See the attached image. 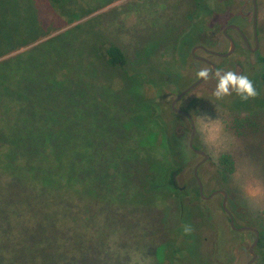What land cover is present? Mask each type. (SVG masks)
Instances as JSON below:
<instances>
[{
	"label": "rangeland",
	"instance_id": "obj_1",
	"mask_svg": "<svg viewBox=\"0 0 264 264\" xmlns=\"http://www.w3.org/2000/svg\"><path fill=\"white\" fill-rule=\"evenodd\" d=\"M208 1L215 4V0H64L53 8L48 0H33L37 14L19 9L13 31L21 36L20 42H33L4 58L24 53L21 58L31 63L19 66L27 90L21 98L24 119L28 117L33 130L36 121L32 118L40 114L65 133L67 144L99 147L105 158L117 161V168L111 177L85 174L84 188L67 190L61 196L67 208L51 212L48 223L41 219L43 211L34 209L21 211L28 220L18 217L16 222L1 225L0 264H246L251 260L249 247L255 235L230 229L220 195L202 200L199 211L187 207L191 198L184 193L196 184L192 170L201 157L191 151L184 156L186 165L176 178L179 190L170 194L138 190L139 173L133 174L130 168L161 166L160 160L152 159L156 154L164 158L160 149L163 135L149 120L152 111L161 123L173 124L176 138L188 147L189 121L173 112L172 117L166 110L183 89L199 79V68H209L191 57V49L203 42L210 50L226 52L228 42L221 33L226 23L238 25L251 42V0H217L222 3L219 13L204 16V9L196 4ZM258 2V54L246 50L230 31L236 41L234 54L225 60L210 57L221 72L249 76L259 93L250 100L252 106L264 97L257 79V58L264 56V1ZM200 26L206 28L195 32L194 27ZM106 41L121 46L132 64L174 73L170 79L154 78L170 83L158 88L145 74L126 77L101 64L92 49ZM195 55L207 58L203 52ZM58 68L64 75H57L58 80L81 90V116H76L79 125L75 127L85 129L88 137L70 127L75 116L70 122H56L60 119L53 118L55 103L36 86ZM215 84L214 74L175 107L191 115L196 129L193 145L209 157L198 170L204 196L225 191L235 226L258 230L264 224V131L241 137L227 132L221 116L228 113V97L217 100L212 95ZM141 100L157 107L150 111ZM136 147L143 151L139 159L129 153ZM222 154L235 161L232 175H223L218 165ZM180 196L182 206L178 205ZM253 252L252 264H264V250L255 247Z\"/></svg>",
	"mask_w": 264,
	"mask_h": 264
},
{
	"label": "trees",
	"instance_id": "obj_2",
	"mask_svg": "<svg viewBox=\"0 0 264 264\" xmlns=\"http://www.w3.org/2000/svg\"><path fill=\"white\" fill-rule=\"evenodd\" d=\"M48 1L53 8H57L64 2V0ZM218 2L215 0V4H209L208 1L196 5L204 9V16H214L220 11L218 5L220 7L222 3ZM24 8L37 14L33 0H0V160L3 161L0 164V226L4 223L16 222L18 217L22 221L28 220L23 212L34 209H41L44 213L41 219L48 223L51 220V212H57L68 205L63 202L64 198L61 197L67 195L65 194L67 190L84 188L85 174L97 173L100 176L111 177L117 168V161L105 158L104 152L99 147L79 148L72 143L67 144L65 133L59 128L50 126L47 119L40 114L37 113L36 119L32 118L36 121L33 130H31L28 117L25 116L24 119L21 112V98L27 94V90L21 83L25 79L22 80L20 77L19 66L25 68V66L29 67L31 63L28 58H21L24 53L4 58L32 41L31 39L27 42H20L21 36L18 32L13 31L19 9ZM35 25L38 26V21ZM205 28L204 26L197 29L194 27V30L196 32ZM6 35L9 38H6ZM7 40L11 41V44L8 45ZM92 52L95 53V56L92 53L95 60L99 58L101 64L111 70L123 73L126 77L145 74L158 88L170 82L158 81L154 78H166L167 76L170 79L174 74L150 65L132 64L123 48L115 43L101 42L99 46H94ZM257 63L259 64L257 79L264 88V56L258 57ZM59 70L60 68L52 71L49 78L46 74L43 80L37 82L36 86H39L40 91L46 96L48 95L50 100L55 103L52 110L55 115L53 118L60 119L56 122H70L75 116L70 124V127H75L79 125L76 116H81L80 107H78L81 90L76 84L75 89L73 83L58 80L57 75L64 76L58 73ZM69 85L72 87L70 88ZM238 98L235 94L228 97V113L221 116L226 131L238 137L257 134L258 130L263 132L264 97H259V104H253V106L250 100L240 102ZM140 103L145 107L150 106V111L153 107H157L150 101L147 103L141 100ZM253 103H255L254 100ZM166 112L173 117L170 109H167ZM237 114H246L247 116L238 118ZM149 120L158 127V132L163 135L160 149L164 153V158L158 157V154L152 157L154 160H160V168L136 170V166L131 165V172L136 175L139 173L140 188L138 190L145 193L158 192V194L167 191L166 193L170 194L172 191L179 190L176 178L186 165L183 162L184 156L191 152L188 147H183L181 141L176 138L172 129L173 124L167 126V124L161 123L162 119L154 115L153 111L152 114H149ZM76 129L82 130L84 136L88 137L85 129ZM88 131L91 134L95 133L93 129ZM129 153L130 156L134 155L138 159L143 156L142 149L138 147L129 149ZM217 162L224 171L223 175L228 174L229 176L235 172V161L228 154H222ZM184 194L191 198V205L187 207L193 212L199 211L203 202L199 196L197 185L195 184ZM178 200H180L178 205L182 206V197L180 196ZM257 231L259 235L256 247L264 250V224Z\"/></svg>",
	"mask_w": 264,
	"mask_h": 264
},
{
	"label": "water",
	"instance_id": "obj_3",
	"mask_svg": "<svg viewBox=\"0 0 264 264\" xmlns=\"http://www.w3.org/2000/svg\"><path fill=\"white\" fill-rule=\"evenodd\" d=\"M254 10L255 11H254L253 23H254V29H255V23H256V7H255V5H254ZM228 30H236V31L240 32V29L236 25H233V24L227 25L222 30V33L224 35H226V31H228ZM241 35H242L243 39L245 40L243 34H241ZM227 39L230 43V49L228 52H226L224 54H217V53H212V52H210V53L215 55V56L221 57V58H226V57H229L230 55H232L234 52L235 45H234V42L232 41V39L228 35H227ZM199 49H202V47L198 46V47L193 48L192 53L194 51L199 50ZM211 67H212V71L210 72V75L213 74V72L215 71V66L213 64H211ZM203 81H204L203 79H198L194 83L190 84L187 88L183 89L175 97V99L171 102V110L176 114L184 115L186 118H188L190 126H191V131H190L189 140H188V148L192 153L196 154L197 156L202 157V160L197 165H195V167L193 168V171H192L193 179L198 186V193H199L201 200L208 201L216 195H221L222 196L221 208H222L223 212L226 214V216L228 217L230 229L233 231H236V232H244V231L254 232L256 238H255L254 242L249 247V254L252 256V258L249 262L246 263V264H252L255 257H256L253 250L257 246V243H258V231L251 228V227H239V228H237L235 226L232 214L230 213V211L228 210L227 205H226L227 193L225 191L217 190V191H213L209 196H204L202 184H201L200 178L198 176V169L202 164H204L208 160L209 157L203 151L196 149L193 145L196 129H195V125H194L192 117L188 113H185V112L175 108V105L177 104V102L179 100H181L184 96H186L188 93H190L196 87H198Z\"/></svg>",
	"mask_w": 264,
	"mask_h": 264
},
{
	"label": "clouds",
	"instance_id": "obj_4",
	"mask_svg": "<svg viewBox=\"0 0 264 264\" xmlns=\"http://www.w3.org/2000/svg\"><path fill=\"white\" fill-rule=\"evenodd\" d=\"M196 76L199 79L207 81L211 78L210 69L207 67L199 68ZM215 79L216 84L212 95L217 100H223L225 97L235 94L242 102H247L259 95L253 81L246 74H240L231 70L224 72L217 70L215 72ZM202 119H208V117L202 116Z\"/></svg>",
	"mask_w": 264,
	"mask_h": 264
},
{
	"label": "flooded vegetation",
	"instance_id": "obj_5",
	"mask_svg": "<svg viewBox=\"0 0 264 264\" xmlns=\"http://www.w3.org/2000/svg\"><path fill=\"white\" fill-rule=\"evenodd\" d=\"M258 1H264V0H251V14H252V16H251V26H252V37H251V42H252V44H251V42H250V40L245 36V34L243 33V31H242V29L238 26V25H236L239 29H240V32H238V31H236V30H228V31H226V35H224L223 33H222V30L227 26V25H230V24H233V23H227L224 27H223V29L221 30V33H222V35H223V37L226 39V41L228 42V50L226 51V52H228L229 51V49H230V43H229V41H228V39H227V35L232 39V41L234 42V45H235V48H234V52H235V50H236V41L228 34L230 31H234L236 34H237V36L240 38V40L242 41V43H243V45L245 46V48H246V50H248L251 54H254V55H257L258 54V52H259V47H260V36H261V32H260V22H259V20H258V14L260 13V3L258 2ZM254 5H255V7H256V23H255V29H254V23H253V18H254ZM233 25H235V24H233ZM198 32V31H197ZM241 34H243V36H244V38H245V40L243 39V37H242V35ZM213 35V34H212ZM252 45V46H251ZM198 46H200V47H202V49H199V50H197V51H199V52H203L204 54H206V56H207V58H203V57H199V56H196L195 55V53H196V51H194L193 53H192V50H193V48H195V47H198ZM192 49H191V51H190V54H191V57L194 59V60H196V62L197 63H203V64H205V65H207L208 67H209V69H210V72L212 71V67H211V64H213L214 66H215V71L213 72V74H211V77L215 74V72L217 71V69H218V67H217V65H215L214 63H212L211 62V60H210V57H217V58H219V59H221V60H225V59H227L228 57H226V58H221V57H218V56H215V55H213V54H211L210 52H212V53H217V54H224V53H226V52H224V53H219V52H216V51H214V50H210V49H208L207 47H206V45L203 43V42H201V44L200 45H196V46H194ZM234 52H233V54H234ZM232 54V55H233ZM231 56V55H230ZM229 56V57H230ZM205 81V80H204ZM203 81V82H204ZM179 101H181V100H179ZM179 101L177 102V104L179 103ZM176 104V105H177ZM175 105V106H176ZM176 108V107H175ZM170 109H171V104H170ZM172 111V110H171ZM181 111H183V112H185V113H188L186 110H181ZM173 112V111H172ZM174 113V112H173ZM176 114V113H175ZM189 114V113H188ZM177 115H179V114H177ZM190 115V114H189ZM179 116H182V117H184V118H186L184 115H179ZM191 116V115H190ZM187 120H188V118H186ZM189 121V120H188ZM200 157V156H199ZM202 160V157H201V159H200V161ZM199 161V162H200ZM198 162V163H199ZM197 163V164H198ZM196 164V165H197ZM202 166V165H201ZM200 166V167H201ZM195 167V166H194ZM199 167V168H200ZM199 170V169H198ZM193 171V170H192ZM202 184V183H201ZM197 185V184H196ZM202 188H203V185H202ZM197 189H198V186H197ZM203 191H204V189H203ZM221 196V195H220ZM222 197V196H221ZM225 214V213H224ZM233 217V216H232ZM228 218V217H227ZM234 220V219H233ZM254 233V232H253ZM255 235V234H254ZM258 235H259V233H258ZM255 238H256V236H255ZM254 238V239H255ZM251 258H252V256H251Z\"/></svg>",
	"mask_w": 264,
	"mask_h": 264
}]
</instances>
